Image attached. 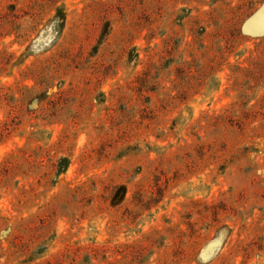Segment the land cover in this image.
<instances>
[{"label":"rangeland","instance_id":"rangeland-1","mask_svg":"<svg viewBox=\"0 0 264 264\" xmlns=\"http://www.w3.org/2000/svg\"><path fill=\"white\" fill-rule=\"evenodd\" d=\"M0 264H264V0H0Z\"/></svg>","mask_w":264,"mask_h":264}]
</instances>
